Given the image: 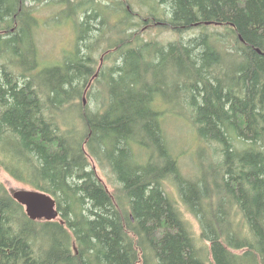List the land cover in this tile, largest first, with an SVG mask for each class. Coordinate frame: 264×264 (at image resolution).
I'll list each match as a JSON object with an SVG mask.
<instances>
[{
  "label": "trees",
  "instance_id": "obj_1",
  "mask_svg": "<svg viewBox=\"0 0 264 264\" xmlns=\"http://www.w3.org/2000/svg\"><path fill=\"white\" fill-rule=\"evenodd\" d=\"M74 1L87 8L0 0V165L50 194L59 212V220H31L0 184V264H264V0H141L143 13L113 0L111 19L105 0ZM43 3L59 10L52 20L72 21L77 39L72 57L39 68ZM111 20L119 37L104 58L110 67L92 79L102 86L97 104L86 110L76 99L95 71L92 33ZM143 24L224 32L159 43L143 40ZM226 41L233 48L224 50ZM67 109L78 128L58 118ZM168 116L215 145L209 169L181 173ZM91 162L110 170L111 191ZM167 180L199 222L205 250Z\"/></svg>",
  "mask_w": 264,
  "mask_h": 264
},
{
  "label": "rangeland",
  "instance_id": "obj_2",
  "mask_svg": "<svg viewBox=\"0 0 264 264\" xmlns=\"http://www.w3.org/2000/svg\"><path fill=\"white\" fill-rule=\"evenodd\" d=\"M125 1H128L127 3H129V5L133 7V10L135 12L143 13L145 11L143 10V6L145 5H142L140 3L141 0ZM40 7L41 9L39 13H37L40 24L36 33L37 48L40 62L39 68L43 66H50L62 63L65 57H68L74 52L77 39V32L71 20H63V18H60V16H56V19L52 20V17L58 15L59 12L56 7H49L48 5L45 6V3H43ZM164 8L165 7H162V10H164ZM164 14L165 17H161L162 19L167 18L165 11ZM109 22V24H111L109 31L111 32L112 36L106 41V43H100L98 39L93 38V41L97 42L94 48L95 51L93 50L95 67L94 70L97 71V74L99 72V69L104 65V63L106 66L110 67L109 62L111 63L112 60L105 61V56L103 57V55L108 54L110 56L112 50L107 51L108 49H110L108 46L110 45V43L112 44L111 41H115V39L119 37L112 30L113 21L111 20ZM140 29H142V32H140V34L143 40L157 41L159 43H167L169 41L189 39L191 37L198 36L200 33L216 35L218 33L222 34V32H224V28L218 26H210L208 28L195 27L191 30H187L182 33H175L170 28L166 29L163 27L160 28L158 26H151L149 28H146L144 24L141 26ZM219 39L223 41L221 37ZM233 45L234 41H226V45H224V50L233 48ZM235 61L237 60L235 59ZM93 78L94 77H91L89 79L86 90L83 91L84 95L81 98L79 97L76 99L77 103H79V101H83L86 110L93 109L96 106L97 99L95 98V96L98 98L99 96L97 94L102 90L101 84L94 82L92 80ZM92 83H96V85L93 86V89L90 88ZM66 113L67 114H59L58 118H67L68 121L73 120L75 121L73 123H76L78 128L80 124L78 123L76 117L77 115L76 112H74V109H71L70 111L67 109ZM163 127L165 131V136L171 145L172 151H174V154L178 158L179 168L184 176L193 178L194 176L199 174V167L202 168V165L204 169H209L210 165L212 164V161L216 158V153L214 149L215 145L205 143L203 140L199 139L191 123L185 121V119L180 120L168 116L164 118ZM91 166L95 169L97 175L99 176L100 180L105 184L106 188L111 191L114 187V182L112 180L113 175L111 174L110 170H108L107 168L100 167L95 162H91ZM0 184H2L7 189V191H13L18 189H33L31 186L14 179L8 172H6L1 167V165ZM164 187L169 197L176 202V204L178 205L177 207H179V209L182 211L183 217L187 222L189 229L192 231L193 236L197 239V245L205 250L206 246L210 244L209 242L198 240V236L201 231L199 222L197 221L194 215H192L186 210L185 206L181 202V198L176 184L167 180L164 183ZM57 220H59V218ZM237 227L238 229L241 228V231H243L244 226L238 223Z\"/></svg>",
  "mask_w": 264,
  "mask_h": 264
},
{
  "label": "water",
  "instance_id": "obj_3",
  "mask_svg": "<svg viewBox=\"0 0 264 264\" xmlns=\"http://www.w3.org/2000/svg\"><path fill=\"white\" fill-rule=\"evenodd\" d=\"M10 194L23 207L25 214L31 220L54 221L59 218L55 200L46 192L18 189L10 191Z\"/></svg>",
  "mask_w": 264,
  "mask_h": 264
},
{
  "label": "bare ground",
  "instance_id": "obj_4",
  "mask_svg": "<svg viewBox=\"0 0 264 264\" xmlns=\"http://www.w3.org/2000/svg\"><path fill=\"white\" fill-rule=\"evenodd\" d=\"M52 1H55V0H52ZM67 2H68V5L67 4H65V6L66 7H68L70 10H75V9H80V10H83V9H85V8H87V7H85V6H80V7H78L77 5H78V1H69V0H66ZM106 1V6H107V8H106V10H105V12L109 15V18L111 19L112 17H113V12H112V10H110V8L115 4V3H113L112 1L113 0H105ZM86 6H88V5H86ZM89 6H93V4H91V5H89ZM106 23H107V21H106ZM106 23H104L102 26H100L101 28L100 29H98L97 27H94V31H93V33H92V35H93V38H95V39H98V41L100 42V43H106V41L112 36V34H111V32L109 31L110 29L108 28V24H106ZM96 26V25H95ZM111 42H113V41H111ZM222 49H223V47H222ZM75 51V50H74ZM95 51V50H94ZM94 51H91V52H88L87 54H88V56H89V60H90V64L93 62V59H94ZM107 51H110L109 49L107 50ZM74 55V53H72L71 55H70V57H72ZM105 55H103V57H104ZM70 57H68V58H70ZM67 58V59H68ZM93 66H94V64H93ZM97 70V69H96ZM100 70V69H99ZM97 71H95V73H94V75H93V77L94 76H96L97 75V73H96ZM174 202V204L176 205V206H178L177 204H176V202L175 201H173ZM181 202H182V200H181ZM183 203V202H182ZM183 205L185 206V208H186V210L188 211V212H190L189 210H188V208L186 207V205L183 203ZM178 210H179V214H180V216H181V218L182 219H184V217H183V213H182V211L179 209V207H178ZM191 213V212H190ZM192 214V213H191ZM193 215V214H192ZM196 218V217H195ZM185 220V219H184ZM190 230V229H189ZM190 234H191V236H192V238L194 239V242H195V245H197V239L193 236V234H192V231L190 230ZM198 240H200V241H203L201 238H200V235L198 236Z\"/></svg>",
  "mask_w": 264,
  "mask_h": 264
}]
</instances>
